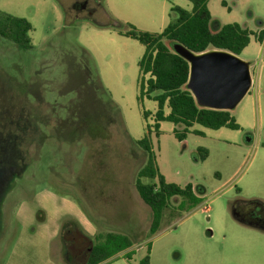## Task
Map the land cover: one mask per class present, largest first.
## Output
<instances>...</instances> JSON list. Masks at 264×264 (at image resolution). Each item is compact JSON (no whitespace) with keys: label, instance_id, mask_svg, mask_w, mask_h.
Listing matches in <instances>:
<instances>
[{"label":"rangeland","instance_id":"rangeland-1","mask_svg":"<svg viewBox=\"0 0 264 264\" xmlns=\"http://www.w3.org/2000/svg\"><path fill=\"white\" fill-rule=\"evenodd\" d=\"M174 7L191 11L193 2L0 0V12L33 26L29 49L0 36V264H46L44 248L57 261L86 264L81 248L107 232L129 237L134 251L102 264H140L149 251L151 264H264V229L234 214L241 200L264 203V42L256 38L264 0L208 1L221 25L252 32L240 54L252 86L230 110L238 129L195 123L184 140L175 134L184 124L156 127L158 103L141 94L145 46L108 26L159 33ZM144 138L167 183L205 189L190 211L173 197L154 234L136 186L150 153Z\"/></svg>","mask_w":264,"mask_h":264},{"label":"trees","instance_id":"trees-1","mask_svg":"<svg viewBox=\"0 0 264 264\" xmlns=\"http://www.w3.org/2000/svg\"><path fill=\"white\" fill-rule=\"evenodd\" d=\"M208 1L192 0L191 11L174 7L172 10L176 13L175 19L159 33L140 31L134 27L124 31L118 26L108 25L119 34L136 39L145 46V52L139 61L142 73L141 94L153 98L158 103L155 113L157 128L161 121L185 125L184 133H175L179 140L186 139L187 133L190 131L189 128L195 123L211 129L222 127L238 129L240 127L229 110L205 108L196 102L193 94L187 88L190 75L189 62L177 54L173 48V44L179 42L196 53L222 49L240 56L249 45L252 32L238 23L221 25L213 19L208 8ZM32 30L33 26L26 18L0 12V36L14 41L20 48L29 49L32 47L30 36ZM256 38L259 42L264 41V29L257 34ZM89 70L88 63L86 74ZM146 75L149 77L146 78ZM90 77L92 78V74ZM95 78L97 80L96 76ZM98 85L99 88H102L99 82ZM167 108L168 111H166ZM148 115V112L144 111L146 118ZM84 119L86 122V116ZM97 127H99L98 130ZM100 127L99 122L94 123L91 128L92 132L100 131ZM73 132L76 133L74 129L71 130V133ZM140 145L150 153L147 163L139 171L136 186L142 199L152 209L153 220L150 232L154 234L158 231L164 213L173 197H182L179 208L182 211H190L201 203L202 197L199 193H203L205 189L199 187V191H195L191 184L180 186L167 183L156 166L155 156L147 138L142 139ZM199 153L202 159L208 155L205 149H199ZM144 177L150 179V182L144 183L142 181ZM241 209L246 213H242ZM234 213L242 223L264 229L263 221L257 219L264 218L263 202L241 200L235 204ZM133 245L134 243L126 235L114 232L99 233L90 247L91 252L86 264H102L122 252H127L130 255L134 251L130 250ZM140 264H151L150 251L140 261Z\"/></svg>","mask_w":264,"mask_h":264},{"label":"water","instance_id":"water-1","mask_svg":"<svg viewBox=\"0 0 264 264\" xmlns=\"http://www.w3.org/2000/svg\"><path fill=\"white\" fill-rule=\"evenodd\" d=\"M173 48L189 62L187 88L200 106L230 111L250 90V63L239 55L222 49L196 53L179 42ZM90 252L89 247L78 260L85 261Z\"/></svg>","mask_w":264,"mask_h":264},{"label":"crops","instance_id":"crops-1","mask_svg":"<svg viewBox=\"0 0 264 264\" xmlns=\"http://www.w3.org/2000/svg\"><path fill=\"white\" fill-rule=\"evenodd\" d=\"M264 42V41H263ZM90 234H93V233H90ZM134 248V245L131 247L130 250H133ZM44 251H46L45 253V263L46 264H68L66 261H64L63 259L62 260H59L57 261L56 259H54L50 253H49V250L48 248H44Z\"/></svg>","mask_w":264,"mask_h":264},{"label":"flooded vegetation","instance_id":"flooded-vegetation-1","mask_svg":"<svg viewBox=\"0 0 264 264\" xmlns=\"http://www.w3.org/2000/svg\"><path fill=\"white\" fill-rule=\"evenodd\" d=\"M80 7H86V5H87V1H85V2H83V3H79L78 4ZM241 212L242 213H246V211L245 210H243V209H241ZM253 214V213H252ZM251 215V214H250ZM257 218V217H256ZM259 221H263V223H264V218H257ZM81 237V236H80ZM80 239H82V238H80ZM82 241V243H83V239L81 240ZM89 247L88 246H86L85 248L84 247H82L81 248V252H80V254L77 256V258L79 257V256H81V255H83L85 252H86V250L88 249Z\"/></svg>","mask_w":264,"mask_h":264},{"label":"built area","instance_id":"built-area-1","mask_svg":"<svg viewBox=\"0 0 264 264\" xmlns=\"http://www.w3.org/2000/svg\"><path fill=\"white\" fill-rule=\"evenodd\" d=\"M208 210V208H206V211Z\"/></svg>","mask_w":264,"mask_h":264}]
</instances>
